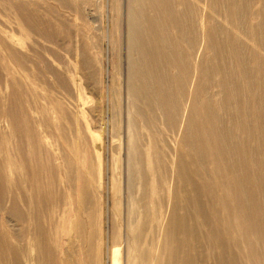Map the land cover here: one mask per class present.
<instances>
[{
	"label": "rangeland",
	"instance_id": "rangeland-1",
	"mask_svg": "<svg viewBox=\"0 0 264 264\" xmlns=\"http://www.w3.org/2000/svg\"><path fill=\"white\" fill-rule=\"evenodd\" d=\"M133 1L0 0V264H264V0Z\"/></svg>",
	"mask_w": 264,
	"mask_h": 264
},
{
	"label": "bare ground",
	"instance_id": "bare-ground-1",
	"mask_svg": "<svg viewBox=\"0 0 264 264\" xmlns=\"http://www.w3.org/2000/svg\"><path fill=\"white\" fill-rule=\"evenodd\" d=\"M148 1L151 5H153L156 8H161V7H163V5H166V3H167V0H148ZM133 2H137L139 5L141 4V0H134ZM144 3H146L145 0H144ZM136 9H139V8H136ZM167 9L168 8H166V11H167ZM141 13H142L141 11L135 10L134 6L131 4L130 18H129L131 20V22H130L131 26H130V30H129L131 33L129 36V48H131L132 51L134 50V52L137 53L136 58L135 57L133 58L131 56L129 59L130 60V62H129V67H130L129 75L130 76H129V84L128 85H129V89L132 92H134L133 88H134L135 92H137V91L140 92V83H141V78L140 79L138 78L136 71H135V64H136L137 69H138L140 67V62H142V65H141V70L143 72L142 77L146 83L151 82L152 80H151V77L149 78V76H147L143 63H148L149 61L152 60L156 64V67H157L156 71H159L166 78V80L169 84H173L179 80V77H177L176 74H174V75L171 74L170 71H168V68L174 67L173 65H175V63H176V61H175L176 57H178V58L183 57L182 53L177 49L179 47L176 44H171L169 47H167L165 49L166 51L164 50L163 52H162V50L164 48H159V46H158L154 50L150 49L151 51H154V52L148 53L146 50H144L145 46L142 47V45H145V43L142 42L141 40H139L138 42L140 43V46H141V49H140L139 44L137 42V37H138V34H140L142 31V24H140V20H139ZM155 13H156L157 17L159 19H161V21H167V20L174 17L172 12H163L162 13V12H160L159 9L155 10ZM143 15L145 16V13ZM145 18H146V16H145ZM143 26H146V25H143ZM151 37H152V35H151ZM152 39H153V37H152ZM127 41H128V39H127ZM136 43L138 44V48H136ZM159 43L163 44L162 38L157 39L155 41V44H159ZM119 56H121V55H119ZM168 61H170L171 65H169ZM188 68L189 67L186 65V66H182L180 69V72L184 74V77H185L186 73H189L190 68L189 69ZM123 69H124V67H123ZM184 77H182V78H184ZM136 79H138L139 85H138ZM133 83L137 87H132ZM145 94H144V96L146 97ZM230 135H233V133L230 132ZM219 154H220V152L215 153L213 156L218 157ZM217 161H218V159H217ZM220 165H221V162L219 163V166ZM230 169H232L231 173L233 175H238V168H237L236 164L229 166V171H230ZM231 199H232L231 202H235V198L233 196ZM237 210L239 211V209H237ZM231 211H233V209H231Z\"/></svg>",
	"mask_w": 264,
	"mask_h": 264
}]
</instances>
